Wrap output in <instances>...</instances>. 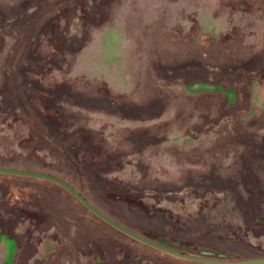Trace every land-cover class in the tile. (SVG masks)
Instances as JSON below:
<instances>
[{
    "label": "rangeland",
    "instance_id": "rangeland-1",
    "mask_svg": "<svg viewBox=\"0 0 264 264\" xmlns=\"http://www.w3.org/2000/svg\"><path fill=\"white\" fill-rule=\"evenodd\" d=\"M0 167L202 256L264 258V0H0ZM130 238L0 174L4 264H205Z\"/></svg>",
    "mask_w": 264,
    "mask_h": 264
},
{
    "label": "water",
    "instance_id": "water-1",
    "mask_svg": "<svg viewBox=\"0 0 264 264\" xmlns=\"http://www.w3.org/2000/svg\"><path fill=\"white\" fill-rule=\"evenodd\" d=\"M0 174L22 176V177H32V178H37V179H41V180H45V181H49L54 184H57L63 187L64 189H66L68 192H71V194L74 197H76L87 209H89L92 213H94L100 219H102L107 224H109V226H112L113 228L117 229L118 231L133 238L134 240L138 242L146 244L147 246L152 247L170 256H174V257L185 259V260H191L195 262L199 261L200 263H205V264H264V258L250 259V260H244V261H234V260L233 261H223V260H216V259H212L208 257L180 252L178 250L164 246L158 242L150 240L142 236L141 234L129 229L128 226L126 227L125 225H122L121 223L117 222L116 220L111 218L109 215L101 211L99 208L94 206L83 194H81L69 182L55 175L37 172V171H28V170H20V169L5 168V167H0Z\"/></svg>",
    "mask_w": 264,
    "mask_h": 264
},
{
    "label": "trees",
    "instance_id": "trees-1",
    "mask_svg": "<svg viewBox=\"0 0 264 264\" xmlns=\"http://www.w3.org/2000/svg\"><path fill=\"white\" fill-rule=\"evenodd\" d=\"M52 183V182H51ZM54 184V183H53ZM57 185V184H56ZM59 186V185H58ZM61 187V186H60ZM63 190H65V191H67L66 189H64L63 187H61ZM68 192V191H67ZM69 194L74 198V199H76L78 202H80L76 197H74L72 194H71V192H69ZM86 198H87V196H86ZM91 202V201H90ZM81 203V202H80ZM82 204V203H81ZM83 205V204H82ZM84 206V205H83ZM85 207V206H84ZM86 208V207H85ZM98 208V207H97ZM87 209V208H86ZM88 211L90 212V210L88 209ZM93 215L95 216V217H97V218H99L98 216H96L94 213H93ZM100 219V218H99ZM119 223H121V224H123V225H125L126 227L128 226V228L129 229H131V230H133V231H135V232H137V233H139V234H141V235H143L144 237H146V238H148V239H150V240H153V241H155V242H158V243H160V244H162V245H164V246H167V247H169V248H172V249H175V250H178V251H180V252H184V253H188V254H193V255H198V256H202V253H195V252H193V251H190V249H188V248H184V247H181V246H177V245H175V244H172V242L171 241H169V240H162L161 238H158V239H155V238H153V237H150V236H148V235H145V234H143V233H141V232H139V231H137L135 228H133L132 226H130V225H128L127 223H125V222H120L119 221ZM113 229H115V228H113ZM116 231H118L117 229H115ZM119 233H121V234H123L122 232H120V231H118ZM124 235V234H123ZM128 237V236H127ZM130 238V237H129ZM130 239H132V238H130ZM133 240V239H132ZM133 241H135V240H133ZM157 252H159V253H162V252H160V251H158V250H156ZM162 254H165V253H162ZM165 255H167V254H165ZM168 257H172V256H169V255H167ZM203 257H208V258H212V259H216V260H223V261H236V259H234V257H229V256H223V255H221V254H218V253H215V252H210V255L209 256H203ZM230 258H233V259H230Z\"/></svg>",
    "mask_w": 264,
    "mask_h": 264
},
{
    "label": "flooded vegetation",
    "instance_id": "flooded-vegetation-1",
    "mask_svg": "<svg viewBox=\"0 0 264 264\" xmlns=\"http://www.w3.org/2000/svg\"><path fill=\"white\" fill-rule=\"evenodd\" d=\"M50 254H51V255H54V252H53V253L51 252ZM25 256H26V257H25ZM3 258H4V257H3V255H2V253L0 252V264H4L5 261H3V260H4L5 258H4V259H3ZM25 259L29 260V259L27 258V255H26V254L24 255L23 259H19V260H18L17 264H47L46 261L43 260V259H41V260H39V261L36 262V261L34 260V258L31 257L30 259L33 260V261H31V262H29V263L25 262ZM69 260H71V259H69L68 256H65L64 259H61V258H59L58 256L54 255L52 262H53V264H70V263H69ZM14 264H15V263H14ZM81 264H82V263H81Z\"/></svg>",
    "mask_w": 264,
    "mask_h": 264
}]
</instances>
